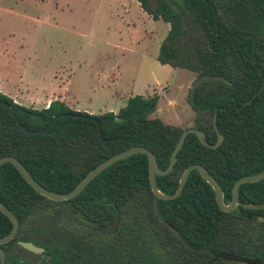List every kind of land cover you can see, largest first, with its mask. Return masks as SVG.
<instances>
[{
    "label": "trees",
    "instance_id": "1",
    "mask_svg": "<svg viewBox=\"0 0 264 264\" xmlns=\"http://www.w3.org/2000/svg\"><path fill=\"white\" fill-rule=\"evenodd\" d=\"M131 1L153 21L169 25L156 57L162 66L223 80L200 84L192 101L188 93L192 128L209 144L217 141L218 132L222 143L209 149L189 134L172 172L156 176L157 187L173 194L184 170L197 164L219 183L227 203L238 179L264 170V0ZM0 101L31 131L61 116L45 134L33 135L23 132L0 104V158L17 159L36 183L60 194L71 191L99 163L134 146L150 150L157 166L166 169L185 130L148 118L156 111L157 95L130 97L117 114L100 115L74 111L60 100L33 109L0 92ZM94 118L101 123V135ZM153 202L142 154L113 164L78 196L60 202L39 195L11 164H3L0 203L19 223L13 240L0 246L5 264L39 260L18 241L43 248L51 264H242L214 260L221 251L264 264V222L258 220L264 209L220 211L212 189L196 171L177 199L156 201L161 218L181 239L158 221ZM238 202L264 203V179L242 185ZM11 228L0 212V238Z\"/></svg>",
    "mask_w": 264,
    "mask_h": 264
},
{
    "label": "rangeland",
    "instance_id": "2",
    "mask_svg": "<svg viewBox=\"0 0 264 264\" xmlns=\"http://www.w3.org/2000/svg\"><path fill=\"white\" fill-rule=\"evenodd\" d=\"M168 30L131 0H0V75L56 83L72 108L90 115L117 114L131 95H157L148 118L187 129L196 75L156 60Z\"/></svg>",
    "mask_w": 264,
    "mask_h": 264
},
{
    "label": "water",
    "instance_id": "3",
    "mask_svg": "<svg viewBox=\"0 0 264 264\" xmlns=\"http://www.w3.org/2000/svg\"><path fill=\"white\" fill-rule=\"evenodd\" d=\"M211 81H223V80L219 77H216V76H201V77L196 78L190 87V92H189L190 101L193 100L195 90L200 84H203L205 82H211ZM0 104L9 112V114L12 116V118L15 120V122L19 125L21 130L25 133H28V134H33V135L45 134L47 132V130L50 127H52V125L57 121V119L59 117H61V116H53L43 128L31 131V130H28L26 127H24L20 124L18 117L15 113V110L11 106H9L8 104H6L3 101H0ZM93 120L97 123V129H98L99 135H101V123H100V121L96 118H94ZM116 121L120 122L121 119H116ZM214 127H215V116H214ZM189 134H194L197 137V139L199 140V142L204 147L209 148V149H213V150L217 149L223 140L222 136L217 132V141L214 144H209L205 141L204 134L201 131H199L195 128L189 127L187 129L183 130V132L181 133L179 140H178V143H177L176 147L174 148L173 152L171 153L170 161H169V164H168L166 169L161 170L157 166L155 156L150 150H148L147 148H144L142 146H134V147L128 148V149H126V150H124L118 154H115V155L111 156L110 158L104 160L103 162L99 163L97 166H95L93 169H91L86 174V176L71 191H69L66 194L51 192V191H48L45 188H43L41 185H39L38 183H36L32 179V177L30 176V174L28 173L26 168L17 159H15L13 157L6 156L3 158H0V166L3 164H11L18 171V173L23 178V180L36 193L47 198L48 200L60 202V201H68V200H71V199L75 198L76 196H78L83 191V189L94 178H96L101 172H103L104 170H106L107 168L112 166L113 164H115L121 160H124V159H126L132 155H135V154L145 155L147 157V163H148L149 184H150L152 194L154 196L153 208H154L155 215H156L158 221L160 223H162L164 226H166L179 239H181V236L178 234V232L171 225L166 223L161 218L159 211H158V208H157L156 201L157 200L167 201V200L177 199L180 196V194L182 193V190L185 186V183H186L190 173L193 171H196L200 175L202 180L210 186V188L212 189V191L214 193L215 202H216L218 209L220 211L226 212V213H231L238 206H241L243 209H248V210L264 209V203L241 205L238 202L239 188L244 184L256 183V182L263 180L264 179V170L258 174L251 175V176H244V177H241L240 179H238L232 187L231 199L227 203H225V201H224L223 190H222L221 186L219 185V183L206 171V169L204 167H202L201 165H197V164L190 165L184 170V172L182 173V175L179 179L178 186H177V188L173 194L162 193L157 187L156 176L163 177V176H167L168 174H170L172 172L174 165L176 163V160H177L176 156H177L178 152L180 151V149L182 148L184 141H185V138ZM0 212L5 217H7L12 224V228H11L10 232L7 235H5L4 237L0 238V246H2V245L7 244L13 240V238L15 237V235L17 233L19 223H18L17 218L12 214V212L7 207H5L2 203H0ZM258 220L264 222V217H259ZM17 244L21 248H23L24 250H26L32 254L40 256V258L36 264H41L43 260H45L47 262V264H51L50 263V256L44 253L43 248L38 247L31 242L18 241ZM217 259H222V260H225L227 262H236V263H242V264H263L259 258H248V257L234 255V254L228 253V252H222V251L218 252L216 254V256L214 257V260H217ZM0 264H5V254H4L3 250L1 249V247H0Z\"/></svg>",
    "mask_w": 264,
    "mask_h": 264
},
{
    "label": "crops",
    "instance_id": "4",
    "mask_svg": "<svg viewBox=\"0 0 264 264\" xmlns=\"http://www.w3.org/2000/svg\"><path fill=\"white\" fill-rule=\"evenodd\" d=\"M21 16L26 17L24 13ZM130 30L132 33L134 32L133 34H136L135 31H137V26L133 25ZM139 39L138 37H135L134 39H132V41H136ZM176 70L177 69H174V71ZM9 78L10 75H0V92L6 95L7 97L11 98L15 103L33 109H42L48 107L51 101L60 100L63 101L70 109L74 111L77 110L70 106L67 96V90L60 86L56 87V83H52L49 86H45L40 82L31 84L30 80L27 77V73H20L19 76L16 75V78H13L12 80ZM131 96L133 97L136 95ZM112 113L116 114V112Z\"/></svg>",
    "mask_w": 264,
    "mask_h": 264
}]
</instances>
